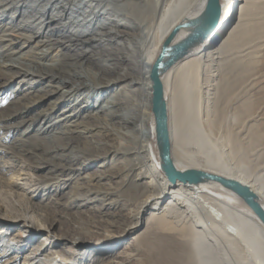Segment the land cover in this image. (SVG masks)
Returning a JSON list of instances; mask_svg holds the SVG:
<instances>
[{
  "label": "bare ground",
  "instance_id": "obj_1",
  "mask_svg": "<svg viewBox=\"0 0 264 264\" xmlns=\"http://www.w3.org/2000/svg\"><path fill=\"white\" fill-rule=\"evenodd\" d=\"M105 1L1 0V6L8 4L6 12L16 10L22 25L32 28L30 33L20 34V39L29 42L44 37L43 28L48 27L51 35L40 38L44 45H58L64 49L76 47L82 53H64L54 63L42 61L48 56L46 52L26 57L29 52L13 48L17 42L11 38L13 29L1 28L0 42L9 41L0 50V57L8 56V61L0 59L1 75H19L38 82L48 79L56 84L40 92L37 98L31 94L18 97L20 106L3 111L0 123L4 124L0 127L21 128L26 133L35 129L37 133L31 136L30 142L27 135L24 139L19 137V143L23 145L18 151L37 158L40 163H51L53 168L82 170L95 161L105 160L98 178L113 176L118 180L101 183L102 186L94 190L97 195L143 189L138 211L130 214V221L119 226L118 232L114 229L115 233L109 229L104 231L98 241L114 240L126 232H133L140 226L147 209H153L149 217L153 225L172 229L169 210L180 206L186 207L195 218L192 227H198L189 228L190 236L193 235L192 247L187 244L183 249L187 264H232L227 254L220 250L225 242L242 248L245 253L246 256L240 254L237 264H264V225L239 197L218 185L194 187L179 181L171 182L161 166L170 152L181 169L201 166V169L250 184L264 203V183L257 185L260 178L253 177L252 181L250 173L235 175L228 168L229 163L220 162L202 133L200 120L203 114L202 109L198 110L199 94L204 102L213 85L210 82L211 69L214 70L211 65L222 53L223 45L226 46L215 45L234 29L233 22L249 0H221L222 19L211 36L190 49L184 59L171 64L168 63L177 47L191 31L180 29L164 49L165 42L177 25L203 11L206 0ZM86 5L91 7L89 13L85 10ZM77 14L83 15L85 24L90 22L92 27L77 23ZM95 24L102 31L93 32L95 42L87 46L85 43L91 38L83 37ZM107 24L114 28L108 29ZM38 28L41 31L37 32ZM79 58L83 61L69 65V60ZM81 64L84 65L77 68ZM14 68L17 70H10ZM119 82L123 86L113 90L112 86ZM79 94L81 98H77ZM48 95L53 96L50 109L33 110V106ZM63 103L67 106L57 118L55 110ZM72 117L75 119L69 122ZM96 131L108 140H97ZM120 139L135 145L125 146ZM79 156L83 158L82 162ZM200 157H204L205 163H201ZM88 177H78L76 185L64 195L77 198L78 190L84 187L80 179ZM63 183L64 186L68 184ZM121 201V196L113 200L114 205ZM164 201L168 203L162 207ZM27 209L18 204L13 207L16 217L25 216ZM123 209L128 210L127 207ZM145 232L135 234L133 248H125L117 254L118 264H132L142 258L140 246H151L146 244ZM73 240L83 241L79 236ZM159 251L162 253V248ZM63 255V262L58 264L71 260V255ZM49 261L56 264L57 259L50 256Z\"/></svg>",
  "mask_w": 264,
  "mask_h": 264
},
{
  "label": "rangeland",
  "instance_id": "obj_2",
  "mask_svg": "<svg viewBox=\"0 0 264 264\" xmlns=\"http://www.w3.org/2000/svg\"><path fill=\"white\" fill-rule=\"evenodd\" d=\"M6 7L8 4L0 5V34L3 33L1 28L13 29L11 38L17 41L13 46L14 50L29 52L26 57L29 54L46 52L48 56L42 59L46 63H54L64 56V53H82L81 49L76 47L64 49L58 45L55 47L44 45L41 39L51 35V29L48 27L43 28L44 37H37L29 42L20 39L18 37L20 34L30 33L32 28H25L16 10L6 12ZM85 10L89 13L91 7L86 5ZM77 15L75 18L77 23H83L86 28L92 27L90 22L85 24L86 19L83 15ZM96 26L95 24L91 32L83 38L92 39L95 34L93 32L102 31ZM107 27L114 28L112 24H107ZM232 27L234 29L226 33L215 45L226 46L223 45L222 53L211 65V68H214L211 69L210 75L212 79L210 82L213 85L209 87L211 89L207 93V100L201 101V94L198 97V110L202 109L203 114L200 120L201 130L208 145L215 149L220 162L226 165L229 163L228 168L235 175L250 173L252 181L254 178H260L261 182L257 185L262 186L264 183V0H249ZM36 31L41 29L38 28ZM91 39L85 45L95 42ZM8 43L9 41L0 42V50ZM0 59L8 61V56ZM69 61L71 65L83 60L79 58ZM57 65L60 67L59 63ZM10 70L16 71L17 68ZM1 74L0 117L5 109L19 107L20 104L17 102L21 96L31 94L37 98L40 92L56 84L55 81L48 79L38 82L19 75L5 77ZM121 86L123 84L119 82L112 87L113 90L117 88L119 90ZM109 93L110 90L105 96ZM50 95L38 101L33 106V110L50 109L53 100V96ZM81 97L80 94L77 96V98ZM66 106V103L61 104L55 110V117H61ZM74 119L72 117L69 122ZM27 133L21 128L16 130L0 127V264H51L50 256L56 258L58 264L59 261L63 262L62 256L66 253L71 255V260L63 264H118L117 254L125 248H133L135 234L142 231H146V244L151 246L148 248L140 246L142 258L132 264H174V262L187 264V256L183 249L185 246H191L193 235L190 236V231L198 227H192L195 225V218L186 207L176 206L169 210L168 218L174 225L172 229L153 225L154 222L149 218L153 209H147L140 226L133 232H126L114 240L98 241V237H102L104 231L114 229L118 232L119 226L130 221V214L138 211L143 189L97 195L94 190L99 189L101 183L118 180L113 176L98 178L100 169L104 168L101 165L106 163L105 160L95 161L82 170L53 168L51 163H40L37 158L18 151L19 146L23 145L19 143L20 138L24 139L27 135L29 141L37 132L33 129ZM95 133L97 140H108V137L106 138L100 131ZM120 141L128 147L135 145L124 139ZM79 157L82 162L83 158ZM200 160L201 163H205L204 157H200ZM71 176L73 178H69ZM78 177H88L80 179L84 182V187L78 190L77 198L67 197L64 193L76 185L75 181ZM64 181L68 183L67 186H64ZM262 188L264 191V186ZM120 196L123 201L114 205L113 200ZM167 203L164 201L162 207ZM14 204H18L20 208H28L24 211L25 216H15ZM125 207L128 210H124ZM218 234L225 240L220 231ZM77 236L83 241L74 242L73 238ZM228 243L225 242V246L220 250L227 254V259L232 264H237L240 254L245 255V253L242 248H235ZM160 248L163 254L160 253Z\"/></svg>",
  "mask_w": 264,
  "mask_h": 264
},
{
  "label": "water",
  "instance_id": "obj_3",
  "mask_svg": "<svg viewBox=\"0 0 264 264\" xmlns=\"http://www.w3.org/2000/svg\"><path fill=\"white\" fill-rule=\"evenodd\" d=\"M221 19V0H206V6L203 11L198 16L177 25L165 42L164 49L180 29L188 28L191 31L187 39L179 44L175 55H173L168 64L184 59L190 49L208 39L220 24ZM161 166L168 180L171 182L179 181L194 187L202 185H218L221 188L232 192L252 210L264 225V203L257 191L250 184L237 178L228 177L197 167L181 169L173 161L170 152H168L167 158L164 163L162 162Z\"/></svg>",
  "mask_w": 264,
  "mask_h": 264
}]
</instances>
